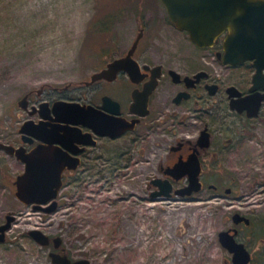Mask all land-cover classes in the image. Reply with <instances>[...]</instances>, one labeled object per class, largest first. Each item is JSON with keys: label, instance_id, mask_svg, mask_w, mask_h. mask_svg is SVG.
Wrapping results in <instances>:
<instances>
[{"label": "flooded vegetation", "instance_id": "obj_1", "mask_svg": "<svg viewBox=\"0 0 264 264\" xmlns=\"http://www.w3.org/2000/svg\"><path fill=\"white\" fill-rule=\"evenodd\" d=\"M155 3L139 2L133 7L136 39L140 35L134 53L128 51L136 39L122 54L86 57L81 65L84 76L65 86L44 84L25 93L27 117L18 127V140L6 144L25 153L41 148L63 158L57 161L60 166L66 164L58 208L68 177L83 175L89 184L94 174H103L100 180L106 181L117 172L130 175L137 153L150 168L148 193L140 202L145 208L163 210L173 200L181 202V207L182 202L203 200L216 206L224 200L231 206L240 202L241 209L226 218L229 225L221 231H229L244 245L250 255L246 264H264V176H258L264 166L257 164L264 160V41L226 45L228 30L213 46L200 47L190 38L197 47L152 51L150 41L160 25L166 32L175 28L190 37L178 28L162 0ZM124 58L127 67L93 79ZM152 82L154 88L146 93ZM61 101L74 104V113L66 118L75 122L59 119L54 104ZM28 121L29 131L24 132ZM1 151L22 164L21 175L26 164L17 155ZM190 155L200 162L202 186L183 194L190 178L179 174L178 163L189 161ZM237 160L242 161L239 175L251 177L252 182L239 189L222 185L221 178L235 168L230 164ZM132 197L129 201L134 204ZM149 201L165 205L151 208ZM132 204L130 217L136 210ZM236 214L242 218H235ZM218 242L225 250L222 264H235V255L222 243L220 233ZM59 249L54 251L66 253L62 246Z\"/></svg>", "mask_w": 264, "mask_h": 264}, {"label": "rangeland", "instance_id": "obj_2", "mask_svg": "<svg viewBox=\"0 0 264 264\" xmlns=\"http://www.w3.org/2000/svg\"><path fill=\"white\" fill-rule=\"evenodd\" d=\"M149 1L157 0H0V142L18 140V127L27 117L18 102L29 90L65 86L84 76L86 57L126 52L138 35L133 7ZM155 32L152 51L197 47L175 28L166 32L160 25ZM134 158L130 175L117 172L110 181L100 180L103 174L90 175L89 184L83 175L68 177L60 208L48 213L16 197L22 164L0 149V223L7 215L16 219L0 244V264H53L54 242L34 241L29 234L34 228L60 236L72 259L92 264H222L219 232L242 204L203 200L181 207L173 200L171 205L149 201L151 208L165 205L163 210L145 208L140 202L148 193L150 168L137 153ZM241 163L230 164L235 168L221 178L222 185L239 189L250 181L239 175ZM257 164L264 166V160Z\"/></svg>", "mask_w": 264, "mask_h": 264}, {"label": "water", "instance_id": "obj_3", "mask_svg": "<svg viewBox=\"0 0 264 264\" xmlns=\"http://www.w3.org/2000/svg\"><path fill=\"white\" fill-rule=\"evenodd\" d=\"M173 21L181 30H186L190 34L193 43L200 47L213 46L219 36L230 31L226 40V45L247 43L251 40L261 39L264 41V0H162ZM140 35L132 44L128 53H134ZM127 58L118 59L110 65L106 72L95 74L96 77L109 76V72H117L119 68L127 67ZM132 76H136L133 71ZM155 84L152 82L146 87V93H150ZM19 107L28 110L27 96L22 97L18 102ZM55 111L60 114L59 119H66L75 122V119L68 117L74 113V104L61 101L56 102ZM139 105V102H138ZM146 114V112H143ZM30 122H25L22 130L29 131ZM120 134V133H117ZM40 139L46 137L37 136ZM206 137V136H205ZM202 137V140L205 138ZM204 142V141H203ZM0 148L6 152L15 154L25 164L24 172L15 181L17 186L16 197L35 209L53 213L58 208L57 198L59 191L63 187L62 175L65 166L58 165L57 161L63 159L58 155H53L48 151H38L25 153L21 149H16L13 145L0 142ZM40 150V151H39ZM179 174H188L189 185L183 189V194H190L193 191L201 190L200 181L201 166L197 157L190 155L189 161L178 163ZM178 167L174 171L178 170ZM170 189V188H169ZM240 217L236 214V217ZM242 218V217H240ZM7 222L0 226V244L6 240L7 230L12 226L14 216L8 215ZM221 241L234 253L235 264H246L250 255L242 243L235 241L229 231L219 232ZM34 241L42 246L51 244V238L41 229L34 228L29 233ZM55 250L61 247L63 240L60 236L53 238ZM53 264H92L87 258L72 259L68 254L60 251L50 253Z\"/></svg>", "mask_w": 264, "mask_h": 264}, {"label": "bare ground", "instance_id": "obj_4", "mask_svg": "<svg viewBox=\"0 0 264 264\" xmlns=\"http://www.w3.org/2000/svg\"><path fill=\"white\" fill-rule=\"evenodd\" d=\"M42 5H45V3H42ZM81 16H83V14H81Z\"/></svg>", "mask_w": 264, "mask_h": 264}]
</instances>
